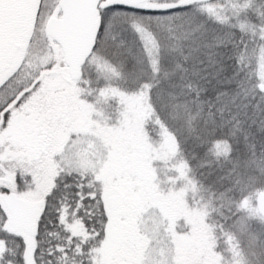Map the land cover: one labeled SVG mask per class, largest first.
<instances>
[{"label": "snow or ice", "instance_id": "1", "mask_svg": "<svg viewBox=\"0 0 264 264\" xmlns=\"http://www.w3.org/2000/svg\"><path fill=\"white\" fill-rule=\"evenodd\" d=\"M0 264H264V0H0Z\"/></svg>", "mask_w": 264, "mask_h": 264}]
</instances>
